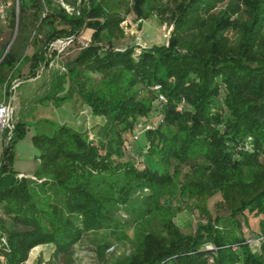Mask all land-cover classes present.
I'll use <instances>...</instances> for the list:
<instances>
[{
  "label": "trees",
  "instance_id": "trees-1",
  "mask_svg": "<svg viewBox=\"0 0 264 264\" xmlns=\"http://www.w3.org/2000/svg\"><path fill=\"white\" fill-rule=\"evenodd\" d=\"M63 1L78 12L61 0H0L12 29L0 87L26 66L36 77L51 43L91 30L46 98L78 95L94 137L63 123L34 136L40 164L26 177L12 165L26 130L17 122L0 164V264H26L40 247L50 251L44 264H75L85 239L100 264H264V0L164 5L169 42L147 48L116 45L124 18L148 17L158 0H133L132 12L110 4L126 0ZM217 196L229 215L209 209ZM202 200L207 217L183 232L178 211Z\"/></svg>",
  "mask_w": 264,
  "mask_h": 264
},
{
  "label": "rangeland",
  "instance_id": "rangeland-1",
  "mask_svg": "<svg viewBox=\"0 0 264 264\" xmlns=\"http://www.w3.org/2000/svg\"><path fill=\"white\" fill-rule=\"evenodd\" d=\"M62 1V0H61ZM81 1V0H79ZM180 0H163L156 1V9L148 15V17H138L137 19L131 16L124 18L121 27L124 37L117 42L119 48L128 46H136L137 48H147L152 45H164L169 42L173 25L171 23V13L162 14L160 7L168 5L171 9H175L177 2ZM111 5L118 7L123 11V7L130 9L132 12L133 0H126L123 3L118 1H110ZM123 4V6H121ZM68 12H78L77 6L67 5ZM92 31L89 29L83 30L78 36H70L61 38L51 43L48 47L49 59L47 64L42 65L36 76L37 80L30 83L26 79L28 71L26 68L20 72V77L16 76L12 80H19L20 87L14 92V118L15 125L18 121L25 122V133L16 142L13 152L14 158L12 161L13 168L21 176L32 177L40 164L38 160L41 151L34 143V136L51 132L55 127L63 124L72 125L78 130L87 131L90 136L94 137V126L96 122L91 118V114L86 106H82V101L78 95L74 96L73 102H60L57 99H47V83H49L56 74L64 75L68 73L67 67L71 62H75L76 57L82 49L91 44ZM234 37L233 33L230 34ZM12 37V29L5 21L0 12V46L7 44ZM32 54L33 50L29 49ZM75 67V66H74ZM27 71V72H26ZM35 78V77H34ZM31 78V79H34ZM30 79V80H31ZM52 96V95H51ZM5 99L2 87H0V101ZM149 122V121H148ZM145 139H141L133 145L134 151L139 150V147L144 146ZM6 147V140L0 136V164ZM132 152L130 155L133 159L142 161L137 155V152ZM204 201H199L197 205L182 207L175 218L176 224L183 232H191L199 221H204L207 217ZM209 209L216 217H224L229 215V210L221 196H217L208 203ZM242 220V217H240ZM252 221V219H251ZM255 226V224H254ZM243 233L248 238L250 236L247 226L241 227ZM127 248L121 247L120 252ZM50 251L47 247H40L34 250L30 259L26 264H35L37 259H41L44 264L49 261ZM75 264H100L93 250V245L89 239H85L76 247Z\"/></svg>",
  "mask_w": 264,
  "mask_h": 264
},
{
  "label": "built area",
  "instance_id": "built-area-1",
  "mask_svg": "<svg viewBox=\"0 0 264 264\" xmlns=\"http://www.w3.org/2000/svg\"><path fill=\"white\" fill-rule=\"evenodd\" d=\"M62 5L67 9V3H65L63 0L61 1ZM5 5L0 3V12L5 11ZM21 82L19 80H12L10 83H6L3 86V92L5 99L4 101L0 104V136H3L6 140V144L11 140L14 130H15V125L13 123V118H14V109H13V104H14V92L20 87ZM160 86H157L155 89H160ZM162 100H164V97H161ZM146 130L150 129L151 126L145 124ZM140 129L136 130L135 133V140H138L140 137ZM254 244L259 245L261 243V238L254 239L251 241Z\"/></svg>",
  "mask_w": 264,
  "mask_h": 264
},
{
  "label": "water",
  "instance_id": "water-1",
  "mask_svg": "<svg viewBox=\"0 0 264 264\" xmlns=\"http://www.w3.org/2000/svg\"><path fill=\"white\" fill-rule=\"evenodd\" d=\"M17 32H18V30H16L15 35H14V38H13V41H12V43L10 44V46L8 47V49H7V51H6V54H7V53L9 52V50L11 49V47H12V45H13V43H14L16 37H17ZM6 54H5V56H6ZM74 66H75V63H74V62H71V63L69 64V67H70V68H74Z\"/></svg>",
  "mask_w": 264,
  "mask_h": 264
},
{
  "label": "crops",
  "instance_id": "crops-1",
  "mask_svg": "<svg viewBox=\"0 0 264 264\" xmlns=\"http://www.w3.org/2000/svg\"><path fill=\"white\" fill-rule=\"evenodd\" d=\"M0 48H1V46H0ZM26 67H28V68H26ZM25 68H26V70L28 71H26L27 73H29V66H26ZM24 69V68H23ZM20 77V76H19ZM35 80H37V78L35 77L34 79H29V80H27V82H30V83H32V82H34ZM48 88H49V83H47V90H48Z\"/></svg>",
  "mask_w": 264,
  "mask_h": 264
}]
</instances>
